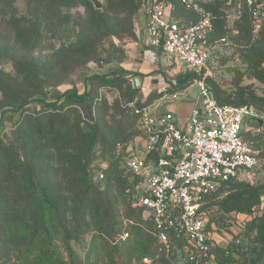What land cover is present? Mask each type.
Masks as SVG:
<instances>
[{
    "label": "trees",
    "instance_id": "obj_1",
    "mask_svg": "<svg viewBox=\"0 0 264 264\" xmlns=\"http://www.w3.org/2000/svg\"><path fill=\"white\" fill-rule=\"evenodd\" d=\"M26 1L30 7L41 1L43 14L47 11L49 20L53 18L50 11L82 7L93 20L102 23L105 36L130 42L137 41V14L146 15L147 11L145 0H104L101 10L89 0ZM164 2L180 24L196 20L195 13L181 0ZM233 4V0L202 3L212 17L211 39L229 40L228 34L235 26L233 41L246 71L264 87V27L253 35L247 13L229 21ZM36 18L37 24L28 26L17 21L10 29L22 48H27L39 32ZM82 56H86V63L95 61L86 52ZM16 70L17 77L0 83L7 99V104L0 107V126L11 124L8 130L0 131V264H84L71 243L92 232L100 234L108 252L116 253L126 240L125 234L132 231L145 244L141 264L145 258L155 257L158 244L154 223L140 204L136 189L141 178L126 167V161L133 157L131 152L126 158L122 149L119 151L120 146L126 148L136 137L143 136L138 116L129 107L140 92V87L131 83L137 73L117 67L108 73H95L86 79L82 92L77 88L52 90V100L48 101V94H43L48 83L36 66L19 64ZM188 82L186 79L184 86ZM206 86L220 105L253 106L264 114V96L249 87L236 84L229 91L209 78ZM96 89L118 93L124 106L120 100L111 105L94 92ZM260 138L246 133V139L253 141L256 148H260ZM260 163L264 164V154ZM248 175L223 183L204 198L202 207L208 230L222 228L230 233L237 220L240 223L252 217L247 226L248 243L239 246L236 239L231 245L219 243L203 264H264V184L252 185ZM230 219L236 224H228ZM177 244L181 249L185 243ZM161 264L170 262L162 257Z\"/></svg>",
    "mask_w": 264,
    "mask_h": 264
},
{
    "label": "built area",
    "instance_id": "obj_2",
    "mask_svg": "<svg viewBox=\"0 0 264 264\" xmlns=\"http://www.w3.org/2000/svg\"><path fill=\"white\" fill-rule=\"evenodd\" d=\"M145 1L143 41L196 74L201 92L184 126L172 110L160 112L158 106L129 104L138 116L144 143L126 161V167L141 178L136 189L140 204L154 223L158 244L155 257L145 258L143 264H161L162 257L175 264V253L185 255L186 264H203L220 243L217 231L207 229L204 198L259 165L264 154V117L253 106L218 104L207 88L213 54L228 40L212 41V17L200 0H181L196 15L188 25L172 17L164 0ZM233 1L228 19L247 13L253 35L258 34L264 27V0ZM248 132L261 136L260 148L246 139ZM228 224L233 226L234 219ZM179 241L185 243L181 249Z\"/></svg>",
    "mask_w": 264,
    "mask_h": 264
},
{
    "label": "rangeland",
    "instance_id": "obj_3",
    "mask_svg": "<svg viewBox=\"0 0 264 264\" xmlns=\"http://www.w3.org/2000/svg\"><path fill=\"white\" fill-rule=\"evenodd\" d=\"M101 1L104 5V0ZM210 1L200 0L201 3ZM43 10L44 4L41 1L30 7L26 0H0V71L2 72L0 83H4L8 77L18 76L17 65L31 66L32 64L40 70L43 81L48 83L43 94H48L47 99L51 101L52 97L49 96V91L77 88L82 92L86 88V79L91 75L108 73L115 67L122 68L125 61L122 60L128 58V47L132 42L119 40L114 36H105L107 32L102 23L93 20L82 7L50 11L53 15L52 20L45 16L47 11L43 14ZM229 13H233V11H229ZM36 17L39 21V32L37 35L35 34L33 42L27 48H22L23 45L16 42L10 29L17 21H23L28 26L37 24ZM137 18L138 14L135 24L138 21ZM236 34L237 30L233 26V30L228 34V42L216 48L208 78L229 91H233L236 84H240V86L249 87L251 90H255L258 95L264 96V87L246 71L247 68L242 62L237 43L233 41ZM79 49L82 50L79 51ZM83 52L94 57L95 61L86 63V56H82ZM161 60L160 71L154 72H158L162 78L161 84L166 82L168 89L174 91H183L188 85H192L183 103H197L201 92L196 82L198 76L183 69L174 58L168 55H164ZM186 79L189 82L183 86ZM89 85L88 83V87ZM160 87L161 85L158 88ZM94 92H99L101 97L106 98L111 105L120 100L121 105L124 106L119 94L114 91L96 89ZM159 93L161 92L154 84L141 86L134 103H146L144 106H158L160 112L166 111L171 103L165 101L163 95L157 98L156 95ZM5 104H7L6 96L0 90V107ZM37 105L42 106L40 103ZM177 105L175 104V107ZM258 114L264 117V114ZM10 126L9 123L2 124L0 131L8 130ZM262 128L264 131V124ZM141 138L142 135H139L126 148L120 146L119 151L121 152L122 149L123 156L126 158L129 157L128 152H131L132 155L136 154L137 149L141 148L144 143ZM248 177L252 185H263L264 164L260 163V166ZM242 218L244 219V217ZM251 219L252 217L246 218L244 222L240 223L237 220V224L235 221L236 225L232 227L230 233L222 228L217 229V241L223 245L228 243L231 245V242L236 239V245L245 246L248 243L247 226ZM87 222L92 221L87 219ZM124 239H126L124 244L119 247L116 253L108 252L105 249L100 234L96 232H92L86 238L73 241L71 245L84 264H141L145 257L143 239L132 231L125 234ZM172 259L175 264H186L185 255L182 253H175ZM212 264L214 263L212 262Z\"/></svg>",
    "mask_w": 264,
    "mask_h": 264
},
{
    "label": "crops",
    "instance_id": "obj_4",
    "mask_svg": "<svg viewBox=\"0 0 264 264\" xmlns=\"http://www.w3.org/2000/svg\"><path fill=\"white\" fill-rule=\"evenodd\" d=\"M137 19L138 21L135 27L137 41L132 42L128 47V58L123 62L122 68L137 73L131 79V83L134 87L148 86L150 84L156 85L158 91L164 96L163 99L171 103L166 110L174 111L177 122L181 126H184L190 117L192 109L196 105V103H183L186 95L190 92L192 85H188L183 91L170 92L166 82L161 84L162 78L159 76L158 72H154L160 71L159 65L160 63L162 64L161 59L164 54L158 53L156 49L147 46L143 41V29L146 24V15L140 12ZM229 21H232V19ZM159 85H161L160 88H158ZM175 104L178 105L175 107ZM180 113L183 114L178 117L177 115Z\"/></svg>",
    "mask_w": 264,
    "mask_h": 264
},
{
    "label": "water",
    "instance_id": "obj_5",
    "mask_svg": "<svg viewBox=\"0 0 264 264\" xmlns=\"http://www.w3.org/2000/svg\"><path fill=\"white\" fill-rule=\"evenodd\" d=\"M95 9L101 10L103 8V2L101 0H89Z\"/></svg>",
    "mask_w": 264,
    "mask_h": 264
}]
</instances>
